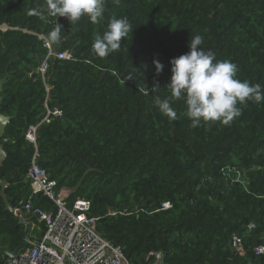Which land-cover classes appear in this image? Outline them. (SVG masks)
Returning <instances> with one entry per match:
<instances>
[{
    "label": "trees",
    "instance_id": "16d2710c",
    "mask_svg": "<svg viewBox=\"0 0 264 264\" xmlns=\"http://www.w3.org/2000/svg\"><path fill=\"white\" fill-rule=\"evenodd\" d=\"M104 9L99 23L86 15L70 23L48 16L45 0H0V113L8 117L0 178L9 204L38 226L30 240L44 225L24 203L54 209L26 179L36 154L57 189L70 191L68 204L89 200L97 231L130 264H152L155 252L162 264H264L252 250L264 243V102L238 104L230 125L199 127L182 115L183 101L172 102V122L153 103L170 96V60L187 53L195 35L215 61L237 65V79L264 89V0H104ZM112 17H126L132 31L101 58L92 43ZM57 22L61 40L51 46L70 57H51L42 77L44 38ZM45 104L61 116L37 128L34 146L24 134ZM165 201L170 207L161 209ZM4 206L0 195V246L13 250L24 225ZM232 234L244 254L233 251Z\"/></svg>",
    "mask_w": 264,
    "mask_h": 264
},
{
    "label": "clouds",
    "instance_id": "9594fccd",
    "mask_svg": "<svg viewBox=\"0 0 264 264\" xmlns=\"http://www.w3.org/2000/svg\"><path fill=\"white\" fill-rule=\"evenodd\" d=\"M45 4L48 16L65 17L70 23L78 22L85 15L94 24L104 19V0H45ZM130 30L132 26L126 17L110 18L106 30L95 35L93 52L103 58L118 51L122 38H127ZM46 39L52 43L61 40L60 23H56ZM202 43L200 35L193 36L188 42L189 51L170 60L171 77L166 83L170 96L154 97V106L172 122L179 118L172 102L183 101L186 111L182 115L191 121L192 127L210 121L230 125L241 115L238 104L249 100L264 102V89L258 83L237 79V65L227 60L215 61L213 53L200 47ZM154 63L159 74L163 64L158 60Z\"/></svg>",
    "mask_w": 264,
    "mask_h": 264
},
{
    "label": "built area",
    "instance_id": "2783aa9c",
    "mask_svg": "<svg viewBox=\"0 0 264 264\" xmlns=\"http://www.w3.org/2000/svg\"><path fill=\"white\" fill-rule=\"evenodd\" d=\"M44 40L47 52L37 68V72L42 77L49 66L51 57L65 59L70 57L69 52L55 51L51 42L46 38ZM143 92L147 93L148 90ZM44 106L45 110L40 120L30 124L24 134L25 139L34 146H36L37 128L43 122H49L50 119L61 116L59 108H49L46 104ZM26 179L31 192L47 197L53 202L54 209L45 211L39 207H33L31 201L24 203L23 210L32 215L37 214L38 221L43 223V234L40 239L30 242L15 256H3L1 264H130L123 249L103 238L97 231L98 218L88 214L89 200L78 197L68 204L66 200L70 191L63 187L57 189L56 180L50 178L36 162V154L31 158ZM236 179H240V175L236 176ZM160 206L161 209H168L170 203L165 201ZM254 227L253 223L248 224L245 233ZM230 245L233 251L244 254L242 239L237 234H232ZM252 250L257 256L264 254V243L255 245ZM153 256L152 264H162V253L155 252Z\"/></svg>",
    "mask_w": 264,
    "mask_h": 264
},
{
    "label": "water",
    "instance_id": "95a60500",
    "mask_svg": "<svg viewBox=\"0 0 264 264\" xmlns=\"http://www.w3.org/2000/svg\"><path fill=\"white\" fill-rule=\"evenodd\" d=\"M5 79H6V74L0 80V89H1L2 83L5 81ZM7 121H8V117L0 113V137L3 134V131H4V128L6 126ZM5 155H6V153L3 150L2 144L0 143V168H1L2 162H3L4 158H5ZM4 189H5L4 181L0 178V195L2 197V201H3L4 205H5L4 209H6V210L14 213L15 215H17L18 219H19V222L24 225L23 240L18 246H16L13 250H8L5 247L0 246V256L3 255V256H6V257H13V256H15L18 252H20L22 249H24L29 244V235H28V233H29V229H30V220L28 218H24L22 216V213L20 212V210L17 207H13V206H11L9 204V202L7 201ZM35 216L38 217L37 214H35ZM0 264H1V259H0Z\"/></svg>",
    "mask_w": 264,
    "mask_h": 264
},
{
    "label": "crops",
    "instance_id": "0c3cea01",
    "mask_svg": "<svg viewBox=\"0 0 264 264\" xmlns=\"http://www.w3.org/2000/svg\"><path fill=\"white\" fill-rule=\"evenodd\" d=\"M25 213H26V212H25ZM22 216H23L24 218H28V219L30 220V229H29V233H28V235H29V239H30V235H32V233L34 232L33 229H34V228H38V226H37L34 222H31L30 217H25L23 214H22ZM33 216H34L35 219L38 221L37 217H36L35 215H33ZM34 240H35V239H34ZM34 240H32V241H34ZM32 241H29V243L32 242ZM1 257H3V255H1Z\"/></svg>",
    "mask_w": 264,
    "mask_h": 264
},
{
    "label": "flooded vegetation",
    "instance_id": "af4514ba",
    "mask_svg": "<svg viewBox=\"0 0 264 264\" xmlns=\"http://www.w3.org/2000/svg\"><path fill=\"white\" fill-rule=\"evenodd\" d=\"M0 259H1V256H0Z\"/></svg>",
    "mask_w": 264,
    "mask_h": 264
},
{
    "label": "rangeland",
    "instance_id": "374dc122",
    "mask_svg": "<svg viewBox=\"0 0 264 264\" xmlns=\"http://www.w3.org/2000/svg\"><path fill=\"white\" fill-rule=\"evenodd\" d=\"M29 241H31V240L29 239Z\"/></svg>",
    "mask_w": 264,
    "mask_h": 264
}]
</instances>
